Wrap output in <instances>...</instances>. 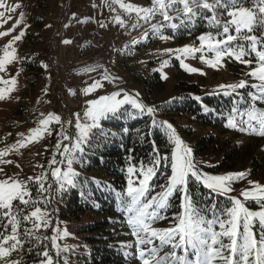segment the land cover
<instances>
[{
  "label": "rangeland",
  "instance_id": "obj_1",
  "mask_svg": "<svg viewBox=\"0 0 264 264\" xmlns=\"http://www.w3.org/2000/svg\"><path fill=\"white\" fill-rule=\"evenodd\" d=\"M213 1L217 0H153L151 4L146 0H0V264H24L19 243L22 237L46 240L50 264H80L81 255L87 253L79 235L65 234L67 225L58 223L46 210L45 196L49 200L58 188L49 174H54L68 145L81 148L91 135L101 133L103 121L118 115L130 101L148 107L140 86L116 63L117 50L143 43L144 56L160 55V65L175 58L194 80H202L204 89L227 91L250 84L264 92V41L250 45L252 56L248 53L235 58L245 67L234 77L224 60L234 55L233 51L219 48L213 41H195L190 34L193 24L177 26V20H184L183 14L189 15V8L209 7ZM251 2L234 8L224 4L216 21L223 29L249 30L255 15L264 10V0ZM178 8L181 10L174 12ZM182 34L188 38L180 41ZM209 49L214 54L208 55ZM22 58L28 63L37 62L41 68L33 84L21 67ZM161 71L170 87L171 72ZM110 107H116L117 113H107L108 118L93 127L97 113ZM262 116L259 110L250 115L258 131L264 130ZM181 147L185 146L181 143ZM174 149L173 142L171 155ZM198 170L196 173L206 179L208 173ZM229 173L234 172L220 175ZM239 181L229 185L230 192L219 194L234 198L238 208L247 198L264 196L260 180L246 177ZM160 205L163 200L152 201L150 209L156 212ZM135 211L133 222L141 226L146 220L142 217L145 212L141 207ZM17 212L23 219L21 227L25 226L21 230ZM188 217L187 212L186 220H179L174 231V224L142 226L136 241H145L152 255L157 251L154 260H144L143 264H156L155 260L162 258L164 264H178L180 250L176 249L175 238L183 245L188 243L182 254L186 264L224 263V233L212 231L211 226L197 228L200 226L187 221ZM181 228L186 236L176 231ZM167 230L172 235H166ZM157 241L158 248L153 246ZM160 248L167 251L165 255L158 251ZM250 249L253 250L249 238L236 249L240 260L237 264H251ZM259 255L264 256L263 251ZM41 264L47 263L42 260Z\"/></svg>",
  "mask_w": 264,
  "mask_h": 264
},
{
  "label": "trees",
  "instance_id": "obj_2",
  "mask_svg": "<svg viewBox=\"0 0 264 264\" xmlns=\"http://www.w3.org/2000/svg\"><path fill=\"white\" fill-rule=\"evenodd\" d=\"M146 1L151 4L153 0ZM242 3L252 4L251 0H217L211 2L209 7L189 8V15L183 14L184 20H177V26L193 24L190 34L195 41H213L219 48L233 51L234 55L229 54L224 60L229 74L234 77L241 71L240 68L245 67L235 58L248 53L252 56L250 45L264 41V10L255 15L249 30L223 29L216 21L218 10L224 4L227 8H234ZM39 5L42 6L41 1ZM177 10L181 9L174 11ZM187 38L188 35L182 34L180 41ZM131 44V47L116 51L115 61L140 86L144 104L152 107L154 113L137 114V110L126 104L118 115L103 121L105 128L101 133L91 135L81 148L68 145L54 167V174H50L58 188L49 200L45 196L46 210L58 223L67 225L65 234L72 232L82 239L87 253L81 255L83 259L80 264H143L144 260H154L157 251L152 255V251L146 250L145 241H136V236L140 238L142 226L151 224L165 227L164 223L174 224L171 226L174 231L179 220H186L187 212V221L200 226L197 228L211 226L212 231L224 233L221 236L222 243L225 238L226 245L223 264H237L240 260L236 249L249 238L253 249L248 255L251 264H264V256L259 255V252L264 253V207L258 205L264 204V199L247 198L243 207L238 208L229 196L205 188L193 177H188L187 192L182 190L183 186L173 190L168 184L173 147L169 131L172 129L179 135L182 144L191 149L195 171L203 169L210 175L230 171L244 173L240 179L250 177L264 185V135L260 134L264 130L258 131L255 120L250 118L256 110L264 113V92L250 84L227 91L204 89L202 80H194L175 58H170L167 65H160L157 62L162 58L160 55L154 57L150 53L144 56L143 43ZM206 51L208 55L214 54V50ZM20 63L33 84L41 74L40 66L35 61L28 63L23 58ZM161 69L171 72L170 87H167L165 79H161ZM193 97H200L201 100ZM204 107L209 111L205 112ZM229 118L234 119V128L225 126ZM255 119L259 120L258 117ZM157 155L168 158L167 166L162 160L155 177L149 182V190L129 210L122 203L130 199L126 195L127 167L139 168L142 163L151 166V161ZM135 175L138 181L139 173ZM63 177L65 179H61ZM69 180L73 183L69 184ZM161 200L163 205L152 212V201L156 203ZM136 207H141L145 212L142 217L146 220H142L141 226L133 222ZM229 207L236 208L232 216L227 215L226 209ZM17 217L21 230L25 227H21L23 219L18 212ZM220 224L225 227H219ZM133 230L137 234L133 235ZM168 230L165 234L172 235ZM175 240L176 249L180 250L177 263L186 264V257L182 254L184 250L187 251L188 243L180 247V241ZM19 243L24 264H41L42 260L50 264L46 240L22 237ZM159 245L160 241L153 244L156 248ZM158 251L162 252V256L167 252L161 248ZM162 259L155 260V263L164 264Z\"/></svg>",
  "mask_w": 264,
  "mask_h": 264
},
{
  "label": "snow or ice",
  "instance_id": "obj_3",
  "mask_svg": "<svg viewBox=\"0 0 264 264\" xmlns=\"http://www.w3.org/2000/svg\"><path fill=\"white\" fill-rule=\"evenodd\" d=\"M167 77L163 74L161 71V79H166ZM228 93H225L227 95ZM193 99H196L197 101H200V97H193ZM130 105L133 109L137 110V114H143L144 112H147L148 114H153V108L147 107L145 109V106L141 103H138L136 101H130ZM203 107V105H202ZM235 110V109H234ZM204 111L207 112L209 109L207 107H204ZM107 113H110L112 115H115L117 113L116 107H110L107 109H101L97 115L94 117V119L97 121L96 124L93 125V127H99V122L104 119L108 118ZM262 119H264V116H262ZM155 123V121H153ZM247 123V121H245ZM233 126L234 119L229 118L228 124L225 126ZM169 128L172 126L169 124ZM261 135H264V131H261ZM170 140H172L175 145L176 149L173 150L171 155V162H170V170L171 175L168 179V184L171 185L172 189L174 190L177 185L183 186L182 190L184 192H187V184H188V177H193L195 180L199 183H202L203 186L209 190H212L213 192L217 193H224V192H230L232 189L229 186L232 184L233 181L239 180L241 176L244 175V173H229L227 175H210L205 174L206 179L196 173L194 170L193 162H192V151L190 148L181 147V140L175 135V133H171ZM165 162V166H167L168 158L167 157H160L156 156L151 161V166L141 164L139 168L134 166H128L126 169L127 172V179H126V195L128 198L127 201H122L124 203L125 207L131 210V208L139 203L141 199L145 196L146 192L149 190V182L155 177L157 173V168L160 166L161 161ZM136 173H139V179L137 181L136 179ZM69 184H72L73 181L69 180ZM260 191H264V189H261ZM119 195V193H117ZM171 192H169V195ZM253 200H261L264 199V196H257L254 195L251 197ZM233 204H238L237 201L233 198ZM260 207H264V204H258ZM236 211L235 207H229L226 209L227 215L232 216V214ZM229 224H231V221H229ZM219 227H225L224 224H220ZM230 234V233H227ZM135 235V233H133ZM214 243L216 241H213ZM44 255L46 256L47 253L45 252ZM259 264V262H258Z\"/></svg>",
  "mask_w": 264,
  "mask_h": 264
},
{
  "label": "built area",
  "instance_id": "obj_4",
  "mask_svg": "<svg viewBox=\"0 0 264 264\" xmlns=\"http://www.w3.org/2000/svg\"><path fill=\"white\" fill-rule=\"evenodd\" d=\"M70 107H72V106H70Z\"/></svg>",
  "mask_w": 264,
  "mask_h": 264
},
{
  "label": "bare ground",
  "instance_id": "obj_5",
  "mask_svg": "<svg viewBox=\"0 0 264 264\" xmlns=\"http://www.w3.org/2000/svg\"><path fill=\"white\" fill-rule=\"evenodd\" d=\"M169 29V28H168Z\"/></svg>",
  "mask_w": 264,
  "mask_h": 264
}]
</instances>
